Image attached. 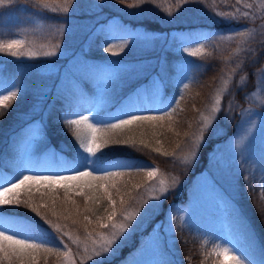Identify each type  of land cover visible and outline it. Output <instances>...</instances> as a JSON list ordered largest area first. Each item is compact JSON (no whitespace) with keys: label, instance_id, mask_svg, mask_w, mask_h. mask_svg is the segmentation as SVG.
<instances>
[{"label":"trees","instance_id":"16d2710c","mask_svg":"<svg viewBox=\"0 0 264 264\" xmlns=\"http://www.w3.org/2000/svg\"><path fill=\"white\" fill-rule=\"evenodd\" d=\"M45 3L47 8L43 7ZM246 4H252V8H246ZM65 7L69 9L68 13L63 12ZM237 8L239 12L235 11ZM226 11L237 19L229 23L221 15L214 14ZM245 12L247 16H244ZM111 17L122 19L120 33L118 26H110L109 30L114 34L129 30L127 34L133 37L123 51L119 41L109 45L117 55L104 51L106 29L101 25L108 23ZM263 20L264 0H146L144 3L141 0H124L123 3L120 0H0V44H7L13 36L19 35V40L23 41L19 52L25 53L13 57L7 49L0 52V81L5 86L15 83L23 87V93L9 101L6 110L0 108V111H6V115L0 117V170L9 176L16 172L20 145L33 131H38L42 133L38 141L43 146L30 165H52L55 171H66L63 165L76 155L78 142L63 123L62 116L78 102L96 105L100 116L107 119V114L115 112L122 100L126 102L139 94L140 105L145 101L147 106L156 105V110L137 114L157 115L162 114L157 110L159 101L163 99L166 103L179 88L183 99L176 97L179 100L176 112L171 117L166 116L162 126L154 128L145 123L133 126L131 131L108 130L106 137L121 141L134 138L136 147L110 144L103 151L115 161L140 160L154 164L163 177L172 178L179 184L164 200L163 208L181 202L177 189L181 188L182 195L186 196L189 185L207 166L212 145L235 132L239 113L249 104L246 95L257 87L260 70L264 72ZM93 26L100 32L86 43L94 33ZM174 31H180L189 39L196 34L206 35V38L197 42L191 39L189 44L177 50L175 42L164 35ZM247 31L252 34L245 35ZM57 44L59 49L55 48ZM186 48L199 51L196 56H190L184 50ZM53 50H56V56L43 55V52ZM78 52L87 57L85 64L76 71L71 70L74 80L65 82L63 73L70 70L67 63ZM239 72L244 77L242 87L222 95V107L213 124V130L219 127L220 131L207 147H200L197 160L183 164L182 156L195 146L202 117L213 103L212 96L230 80L231 73ZM184 84L188 86L184 87ZM137 111H142L140 106ZM84 133L87 134L86 128ZM141 140L149 147L141 146ZM47 148L53 151L52 159L46 158L48 155L45 154L41 156ZM152 148H160L169 155H159L151 151ZM119 179H123L120 186L117 184L120 192L114 198L119 201V197L124 196L123 208L135 200L143 185L151 183L144 171H131ZM239 192L231 205L233 222L246 233L249 262L264 264V193L252 187H243ZM57 194L60 199L54 207L60 219L51 215L53 205L49 197L42 200L39 193L33 192L31 202L48 203L49 208H41V213H46L69 233L71 239L64 237L66 248L78 259L76 244L86 241L87 232L96 227L97 216L106 215L107 202H102L92 215L84 212L86 204L82 197L72 196L76 201L73 205L63 202L62 189ZM27 198V195L22 196V199ZM117 208L123 210L119 203ZM11 211L18 219L43 224L30 208L21 206ZM84 215L93 220L87 232L83 227L86 223ZM64 216L70 218L65 220ZM73 220L77 223L73 224ZM139 248L140 243L133 239L121 247L110 264H127ZM63 250V247L53 251L40 250L35 254L36 260L38 264H58L57 257ZM177 261L180 264H221L193 229L189 233L179 230L176 234L166 264ZM2 264L8 262L5 260Z\"/></svg>","mask_w":264,"mask_h":264},{"label":"snow or ice","instance_id":"6c2138e0","mask_svg":"<svg viewBox=\"0 0 264 264\" xmlns=\"http://www.w3.org/2000/svg\"><path fill=\"white\" fill-rule=\"evenodd\" d=\"M121 3L124 0H120ZM142 3L146 0H141ZM239 2V0H237ZM44 8L48 5L43 4ZM246 8H252V4H246ZM57 9H52L56 11ZM239 12L237 8L235 10ZM64 13H68L69 9L65 7ZM221 15L225 18V22H232L236 20L231 12L214 13ZM248 13L245 12L244 16ZM133 39L131 34H114L111 31L105 34L104 51L117 55L112 52V47L115 42H120L121 51L127 46L128 40ZM212 39V37H208ZM23 47V41L12 40L7 44H0V52L8 50V54L17 57L25 55V53L19 52V49ZM56 49L60 48V45L55 46ZM188 51V49H184ZM197 51H188L190 56H196ZM29 56H35L36 53H27ZM44 56H56V50L43 52ZM112 71V69H109ZM183 71V70H182ZM264 76V74H262ZM183 83V80H181ZM261 84L264 85V79ZM184 84V87H187ZM23 93V87L12 83L8 86L0 81V108L7 109L9 107L8 102L13 101L19 94ZM255 95V93H253ZM183 99V95L177 89V92L165 101L161 99L157 105L159 113L157 115H144L137 114V108L140 106L139 94L133 98L127 99V101H121L115 112H109L107 119L102 118L97 112L95 105H85L77 103L70 106L66 114L63 117V123L70 129L78 142V151L71 161L64 163L63 167L66 169L64 173L58 174H27L24 171H19L11 176L7 175L4 171L0 170V264L3 261H7L8 264H38L36 260V253L40 250L53 251L59 250L61 246L67 247L64 242V237L69 236L68 232L62 230L59 223H54L52 219L48 217L46 213H41V208L48 209V203L33 204L31 202V194L33 192L39 193L41 199L49 197L52 202L53 208L51 215L60 219L55 211L56 201L60 199L58 190L62 189L64 196L63 202H70L76 205V201L72 199V196L82 197L85 201V213H92L95 215L96 208L106 201L107 204L104 207L105 216H97L95 224L100 229H107L108 234L96 233L97 239H93V249L89 259L95 258V264H110L114 259L127 239L124 236L129 232L128 223L137 219V213L129 214L125 205L124 196L119 197V201L114 198L113 191L120 192L117 184L113 182L115 178L130 174L131 171H144L149 180L155 179L158 173V169L154 164H149L140 160H127V161H115L112 160L110 155L103 151L104 148L112 145L123 144L125 146L136 147V141L134 138L121 141L119 139H110L105 136L108 130L112 132L131 131L133 126H141L145 123L152 125L154 128L162 126L161 122L165 120V117H171L172 113L176 112L179 100ZM219 104V100H217ZM87 108L89 113H96L95 116L85 115L81 109ZM213 111H220V109L213 108ZM6 115V111H0V117ZM87 129V134L84 133V129ZM205 130H207V137L205 136ZM201 135L195 141L196 149L200 146H208L212 138L220 131L219 127L213 130V120L205 118L204 127L200 130ZM99 134V135H98ZM46 135V133H45ZM155 135V133H153ZM159 143V141H157ZM140 145L147 148L149 147L143 140L140 141ZM151 151L162 155L168 156L166 152H162L160 148H152ZM192 161L197 159V152L194 150L191 154ZM185 163H189V159L185 157ZM160 187L158 188L159 195H153L150 199L153 203L145 201L146 207L143 209V214L140 216V220L137 222L136 228L142 227L143 223L148 220L155 210L162 206V197L168 191L166 181L164 179L159 180ZM136 187V186H134ZM155 191V189H153ZM27 195V199H22V196ZM123 208L122 211H118L117 204ZM30 208V210L40 217L43 224L36 221H26L16 218V213L11 209L19 207ZM110 209V210H109ZM77 214H79V207L77 206ZM120 217L124 223L117 222V217ZM70 216H64L63 219L67 220ZM83 227L87 232L88 225L93 223L91 216L84 215ZM107 221V222H105ZM73 224L77 221L73 220ZM44 225H48L45 228ZM88 237H93V232H87ZM124 237L123 240L120 238ZM119 240V243H118ZM115 246V247H113ZM219 251L216 255L223 258L224 264H246L245 257L237 254L236 249L232 247L217 246ZM87 251V250H85Z\"/></svg>","mask_w":264,"mask_h":264},{"label":"rangeland","instance_id":"374dc122","mask_svg":"<svg viewBox=\"0 0 264 264\" xmlns=\"http://www.w3.org/2000/svg\"><path fill=\"white\" fill-rule=\"evenodd\" d=\"M111 18L108 23L101 25L102 28L106 29V33L109 31L113 33L112 30H109L110 26L120 27L122 19L119 17ZM261 24H264V20ZM92 28L94 33L90 35L86 43L91 40L96 32H100L96 26ZM248 31L244 34L246 35ZM127 33H130L129 30H123L121 34ZM251 34L249 32L247 36ZM164 35L166 37L169 36L172 42H175L177 50L182 49L187 43L189 44L191 39L197 42L202 38H206V35L200 36L196 34L192 35V38L189 39L180 31L165 33ZM19 38V35L13 36L8 43L12 40H19ZM79 52L67 63V67L70 70L66 69L63 73L65 82L74 80L71 70L76 71L82 67L81 65L85 64L87 57ZM262 74L264 72L260 70L257 87L248 96L246 95L249 104L240 111V120L235 132H232L228 137H223L218 143L212 145L207 166L196 175L193 182L189 185L190 189L187 191L186 196L182 195L183 190L181 188L177 189L178 194L181 195V202L174 203L169 208H163L164 200L179 184L172 178L163 177L156 167L158 169L156 178L149 180L151 183L147 186L143 185L140 193H137L135 200L125 207L129 214L137 213V219L128 223L129 232L124 234V236H127L124 244H130L133 239L137 240V243H140V248L127 264H166L167 255L172 254L178 231L188 230L189 233L190 229H193L202 238L204 245L212 249L214 257L218 258L221 264H224L223 258L216 255L217 251H219L217 246L221 245L235 248L237 254L245 257L246 264H251L245 244L246 233L233 222L231 205L234 203L233 199L238 197V193H240L239 191L243 187L259 188V191L264 193V85L261 84L264 76ZM243 81L244 77L241 72L236 75L231 73L230 80L221 85L219 92L212 96L214 100L208 109V113L202 117L201 127L198 131L199 136L201 135L200 130L204 127L206 117L212 119L213 124L217 119L219 111L214 112L213 108L221 110L222 95L229 94L230 91L236 92L242 87ZM217 100H219V104H217ZM140 108L148 112L150 109L156 110V105L147 106L144 101L140 105ZM81 111L85 115L89 113L87 108H83ZM66 112L63 114V117ZM88 115L95 116L96 113H89ZM206 135L207 130H205ZM41 136L42 133L33 131L29 138L20 145L19 158L22 163L19 171H24L27 174H58L53 173L50 167L47 171L41 172L29 165V162L39 154V148L43 146L38 141ZM200 147L196 149V146H194L191 151H187V154L182 156L183 164H192L194 161L191 159V154L194 150L198 152ZM43 154L48 155V157H52L53 155L51 149L48 148L45 149V153L42 152L41 156ZM198 156L199 154H197V158ZM185 157L189 159V163L184 162ZM161 179L166 181L168 187L167 193L162 197V206L155 210V213L143 223L142 227L136 228L133 231V228L140 220V216L143 214V209L146 207L145 201L153 203L150 197L159 195L158 188L160 187L159 180ZM121 180L123 179L115 178L113 182L119 183L120 186ZM116 194V191H113V196ZM117 209L118 211H122L119 208ZM117 222L124 223L119 216L117 217ZM108 231L96 226L90 231L93 232V237L87 236L85 242H81L80 245L76 244L79 260L67 248L61 246L64 250L57 257L58 264H95V258L89 259L94 247L92 241L93 239H97L96 233L108 234ZM120 239L123 240L124 237ZM179 261L176 264H180Z\"/></svg>","mask_w":264,"mask_h":264}]
</instances>
